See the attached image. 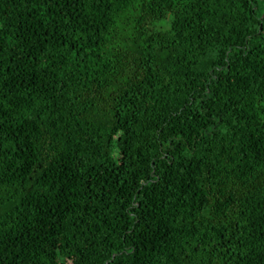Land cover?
Instances as JSON below:
<instances>
[{
  "label": "trees",
  "instance_id": "16d2710c",
  "mask_svg": "<svg viewBox=\"0 0 264 264\" xmlns=\"http://www.w3.org/2000/svg\"><path fill=\"white\" fill-rule=\"evenodd\" d=\"M0 264H264V0H0Z\"/></svg>",
  "mask_w": 264,
  "mask_h": 264
}]
</instances>
